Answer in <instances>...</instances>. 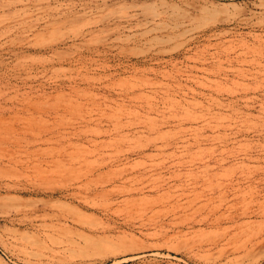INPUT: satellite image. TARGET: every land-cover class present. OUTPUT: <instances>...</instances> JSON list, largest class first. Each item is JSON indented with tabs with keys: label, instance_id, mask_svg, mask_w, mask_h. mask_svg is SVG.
Here are the masks:
<instances>
[{
	"label": "rangeland",
	"instance_id": "374dc122",
	"mask_svg": "<svg viewBox=\"0 0 264 264\" xmlns=\"http://www.w3.org/2000/svg\"><path fill=\"white\" fill-rule=\"evenodd\" d=\"M0 264H264V0H0Z\"/></svg>",
	"mask_w": 264,
	"mask_h": 264
}]
</instances>
